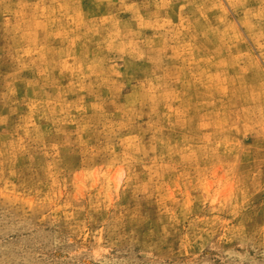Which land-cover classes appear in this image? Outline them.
Here are the masks:
<instances>
[{"label": "rangeland", "instance_id": "374dc122", "mask_svg": "<svg viewBox=\"0 0 264 264\" xmlns=\"http://www.w3.org/2000/svg\"><path fill=\"white\" fill-rule=\"evenodd\" d=\"M0 264H264V0H0Z\"/></svg>", "mask_w": 264, "mask_h": 264}]
</instances>
